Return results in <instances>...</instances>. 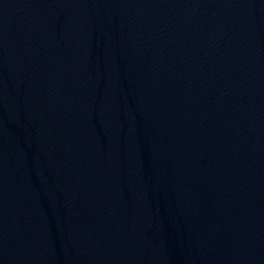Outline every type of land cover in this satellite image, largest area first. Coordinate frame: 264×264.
Returning a JSON list of instances; mask_svg holds the SVG:
<instances>
[{"label": "water", "instance_id": "1", "mask_svg": "<svg viewBox=\"0 0 264 264\" xmlns=\"http://www.w3.org/2000/svg\"><path fill=\"white\" fill-rule=\"evenodd\" d=\"M0 264H264V0H0Z\"/></svg>", "mask_w": 264, "mask_h": 264}]
</instances>
